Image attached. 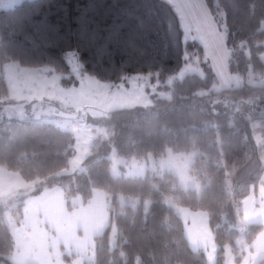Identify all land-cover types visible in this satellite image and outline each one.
I'll return each instance as SVG.
<instances>
[{
    "label": "trees",
    "instance_id": "1",
    "mask_svg": "<svg viewBox=\"0 0 264 264\" xmlns=\"http://www.w3.org/2000/svg\"><path fill=\"white\" fill-rule=\"evenodd\" d=\"M205 1L217 25L226 28L228 69L242 79L238 86L215 89L218 81L203 58L204 48L197 40H184L178 14L166 0H26L0 11V97L8 94L5 64L67 74L70 52L77 54L83 73L101 81L118 84L126 75L157 73L160 89L171 92L170 99L152 96L148 107L89 120L107 134L94 139L73 174L68 172L77 153L71 131L0 113V167L33 182L31 195L58 187L71 208L74 197L87 203L95 190L106 193L109 225L95 239L93 264H208L206 251L191 248L169 201L209 216L216 264H226L228 249L239 262L240 237L249 246L264 229L262 223L244 229L238 223L243 200L264 175V0ZM198 56L204 75L165 83ZM168 148L195 151L191 172L200 190L182 189L170 172L111 175L113 152L140 160ZM24 201L14 209L18 222ZM4 211L0 208V264H13L14 240Z\"/></svg>",
    "mask_w": 264,
    "mask_h": 264
},
{
    "label": "crops",
    "instance_id": "2",
    "mask_svg": "<svg viewBox=\"0 0 264 264\" xmlns=\"http://www.w3.org/2000/svg\"><path fill=\"white\" fill-rule=\"evenodd\" d=\"M24 1L26 0H0V11L14 8ZM166 1L178 14L182 28L185 24L195 31L198 39L192 37L202 46L204 40L214 37L217 42L219 36L222 38L205 0ZM189 33L193 35L191 31ZM221 43L220 41V45ZM7 65L12 66V69L10 71L9 68L3 74L11 99L9 103L0 104V108L10 104L15 109L16 102L12 101L16 97L14 93L24 95L30 91L31 84L35 86L33 95L39 90L49 89L48 86L45 87V74L41 73V68H21L13 63ZM40 78L42 80L36 82ZM33 99L34 96L31 100ZM41 99H45L43 92L37 95L34 102H41L39 101ZM26 101L29 102L30 98ZM81 164L82 161L75 157L70 166L81 167ZM33 190V182H28L19 174L0 167V202L6 204L11 197L18 201L25 198L21 222H18L16 217L11 230L14 240L11 257L13 264H93L96 259L95 239L102 236L109 225V203L106 193L95 190L87 203H84L80 196L74 197L69 208L66 195L61 188L45 189L36 196L31 195ZM18 195H21V198L17 197ZM242 205L246 225L262 223L264 226V175L262 183L248 194ZM175 208L184 223L191 248L206 251L208 264H216V245L209 216L201 211ZM248 247L244 262L239 264H264V229Z\"/></svg>",
    "mask_w": 264,
    "mask_h": 264
},
{
    "label": "rangeland",
    "instance_id": "3",
    "mask_svg": "<svg viewBox=\"0 0 264 264\" xmlns=\"http://www.w3.org/2000/svg\"><path fill=\"white\" fill-rule=\"evenodd\" d=\"M206 25V23H205ZM220 30L222 38H218L215 31L216 39L214 37L204 40V59L214 69L217 84L216 90H224L238 86L242 83V79L230 73L228 69V62L231 56L230 50L227 48V33L224 24L217 25ZM184 40L198 39L197 34L192 29L183 24ZM193 35H190L189 32ZM194 36V38L192 37ZM220 41L225 45L221 43ZM196 60L188 61L187 65L179 71V73L170 76L165 83L172 85L177 79H182L184 76L192 73L204 75V70L200 65L199 56ZM66 62L70 68V72L58 73L53 67H45L41 69V73L45 74L44 84L49 89L45 88L39 90L33 95L35 91L33 84L30 85V91L24 95L22 93H14L16 96L12 101L16 102V108H12L10 104H5V107L0 108V113L4 114L6 118L13 117H28L31 116L34 120L45 121L52 123L62 130L71 131L75 137L76 159L84 161L90 154V148L93 145L94 139L98 136H105L106 129L102 126H97L89 122L93 118H101L109 112L120 109H130L134 107H148L153 104L152 96L157 95L159 98L170 99L171 92L160 89L162 86L157 73L146 74H132L123 77L118 84L112 82H105L99 80L97 77L83 73L81 64L75 52H70L66 55ZM12 66L5 64L2 69L5 73ZM47 73V74H46ZM51 73V74H48ZM4 75V74H3ZM42 78L37 79L36 82L41 81ZM63 80L69 82L68 85L63 84ZM6 83V82H5ZM7 86V85H6ZM18 92V90L16 89ZM43 92L45 99L41 102H34L38 94ZM34 96V99L31 100ZM12 97V96H11ZM30 98V101L27 102ZM10 96L0 97V104L9 103ZM15 99L17 101H15ZM44 100V101H43ZM24 101V102H23ZM26 101V102H25ZM30 112V113H28ZM78 118V119H77ZM195 151L188 152H174L168 148L161 156H154L149 154L143 159H126L118 156L113 152L111 159V175L114 177H134L144 176L147 171L150 172H170L177 177L178 185L184 189H201V182L197 179L194 173L191 172V167L195 158ZM25 194H22L24 196ZM17 197L21 198V195ZM8 200V199H6ZM4 200V201H6ZM13 201V203H11ZM19 201L11 197L6 204L0 202V208L5 209L4 217L6 224L13 230V222L16 219L14 209L17 208ZM121 204L126 202L124 196L118 198ZM171 207H178L174 202L169 201ZM246 218L238 221L240 229H244L246 225ZM116 228L113 226L110 230V242L115 241ZM243 237L238 240L239 254L241 259L239 262L235 261L236 256L228 249L226 251V264H239L244 262V257L247 253L248 246L243 243ZM238 254V255H239ZM237 255V256H238ZM233 260V261H232Z\"/></svg>",
    "mask_w": 264,
    "mask_h": 264
},
{
    "label": "water",
    "instance_id": "4",
    "mask_svg": "<svg viewBox=\"0 0 264 264\" xmlns=\"http://www.w3.org/2000/svg\"><path fill=\"white\" fill-rule=\"evenodd\" d=\"M78 170H79V167L76 166V167L72 168L68 173L73 174V173L77 172Z\"/></svg>",
    "mask_w": 264,
    "mask_h": 264
}]
</instances>
